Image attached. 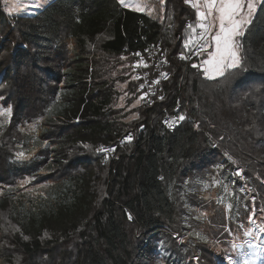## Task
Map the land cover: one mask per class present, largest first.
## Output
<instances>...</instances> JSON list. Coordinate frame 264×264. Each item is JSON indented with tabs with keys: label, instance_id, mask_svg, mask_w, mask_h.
I'll return each mask as SVG.
<instances>
[{
	"label": "trees",
	"instance_id": "obj_1",
	"mask_svg": "<svg viewBox=\"0 0 264 264\" xmlns=\"http://www.w3.org/2000/svg\"><path fill=\"white\" fill-rule=\"evenodd\" d=\"M168 6L174 12L171 28L118 0H51L26 16H8L0 0V30L7 26L13 35L0 50V60L13 68L6 69L5 82L26 94L0 128V144L8 139L26 152L40 147L30 159L15 161L18 169L31 165L30 174L74 168L50 183L39 198L0 197V208H7L18 226L21 234L15 239L27 256L49 246L56 249L63 238H70L69 232L82 227L71 264H133L127 224L151 235L172 225L177 204L189 192L188 182L205 153L256 161L264 134V7L243 40L247 71L210 80L177 58L186 24L194 17L191 10L183 0H170ZM157 42L170 72L165 97L138 107L140 119L133 120L138 123L133 126L122 119L127 113L114 108L113 81L102 77L101 70L105 56L112 60ZM177 99L188 116L169 131L161 117ZM30 119L35 132L22 130ZM133 127L136 135L129 151L116 150L105 195L97 198L91 190L94 168L83 158L94 154L97 145L117 143ZM46 133L51 134L49 141L43 140ZM4 146L0 166L7 161ZM259 156L264 159V151Z\"/></svg>",
	"mask_w": 264,
	"mask_h": 264
},
{
	"label": "rangeland",
	"instance_id": "obj_2",
	"mask_svg": "<svg viewBox=\"0 0 264 264\" xmlns=\"http://www.w3.org/2000/svg\"><path fill=\"white\" fill-rule=\"evenodd\" d=\"M50 1L39 0L41 7L32 6L37 0H8V3L2 0V3L8 16H26L42 9ZM131 3L132 6L126 8L135 10L137 0H131ZM147 3L153 5L151 13L148 8L143 13L163 25L173 27L170 21L171 18L172 21L174 20V12L172 7L168 6V2L164 6V11H157L155 0H147ZM13 6H16L18 11L9 13L7 9ZM185 6L191 10L194 16V10L189 5ZM192 21H194V17ZM185 29L187 33V27ZM8 30L7 26L0 30V50L13 40V35ZM14 47V44L11 45V49ZM68 47L74 48L73 44H69ZM179 48V52L184 49L182 37L179 41ZM70 55L71 53L65 54L66 57ZM2 56L0 54V57ZM131 58L133 57L127 56V54L113 57L112 60L105 56L101 74H105L102 76L105 79L113 81L112 85L116 91L113 106L120 114L127 113L122 117L123 121L138 126V123H131L133 120L137 122L140 119L138 107L142 106L141 101L139 104L136 103L140 99L139 93L133 91L135 87L133 85V67L136 62ZM206 58L207 56L203 55L200 60L191 62L190 67L192 64H201ZM6 69H9V72L13 70L12 66H9L4 60H0V97H2L0 108L11 106L13 110L19 103V98L25 97L26 94L25 92L16 93L15 86H10L5 82ZM196 69L202 72L201 69ZM202 77L207 79L203 72ZM245 87L243 85V88ZM9 118L0 117V124L6 123ZM32 119L28 126H22L23 131L35 132V119ZM37 120L41 123L40 119ZM142 128L143 126L138 127V129ZM255 131L257 132V128ZM50 135L49 133L44 134L43 140L49 141ZM128 135L135 137L134 127L126 132L125 136ZM261 135L259 151L254 155L255 162H241L231 156L229 159V155L225 156L223 152L205 153L200 161V168L188 182L189 192L184 200L177 204L175 222L172 225H163L159 234L151 235L141 232L133 225L127 224L129 249L133 254L132 263L196 264L193 257L199 256L201 257L199 264H228L227 257L231 256L236 264H264V233L259 231V225L264 224V159L259 156V153L264 151V134ZM133 139L130 142L126 140L120 145L119 148L122 152L129 151L127 148L130 147ZM2 144L6 146L4 147L7 161L3 166H0L2 179V181L0 180V197L7 193L12 196L18 194L24 199L39 198L45 193V188L50 183L59 180L63 173L74 169L68 165L66 168L39 170L34 171L35 175L30 174L28 168L31 165L27 163L23 164L20 169L16 168L15 161L23 160L18 159L15 154L24 152L30 159L40 150V147L26 152L25 148L14 147L8 139L0 145ZM98 148H100L99 145L92 150L94 154L82 160L93 166L94 177L91 182V190L97 198H102L105 195L111 158L106 157L103 152H97ZM46 152L47 150L40 151L42 154H46ZM35 165L30 169L34 170ZM241 171L240 176L235 174ZM226 176L228 177L225 178ZM228 204L233 205L230 211L225 210ZM251 209L255 210V223H250L247 218L248 210ZM248 230L252 231V236L245 235ZM82 231L81 227L76 232H69L67 235L70 238L66 240L63 238L60 246H56V249L53 248V251L49 246L29 257L17 245L15 238L21 234L18 226L10 218L7 208H0V264H71L72 260L69 257L75 254L79 243L78 238ZM197 232L205 235L209 243L200 241L195 235ZM45 236L48 235L45 234ZM246 241L251 244H259L260 248H250L248 243H245ZM233 244L238 247L233 249Z\"/></svg>",
	"mask_w": 264,
	"mask_h": 264
},
{
	"label": "snow or ice",
	"instance_id": "obj_3",
	"mask_svg": "<svg viewBox=\"0 0 264 264\" xmlns=\"http://www.w3.org/2000/svg\"><path fill=\"white\" fill-rule=\"evenodd\" d=\"M167 2H170V0H155L157 11H164V6ZM5 3H8V0H5ZM118 3L124 7L132 6L131 0H118ZM183 3L194 10V23H187L186 25L187 29L190 30V34L184 40V47L191 50V46H194L197 49V54L207 56L201 64H192V67L201 69L204 76L210 80L225 78L237 72L247 71L243 40L251 30L258 9L264 7V0H183ZM32 6L41 7L42 5L37 0ZM152 7L153 5L147 3V0H137L135 11L142 13L148 8L151 13ZM7 10L9 13H15L18 8L13 6ZM135 55L139 56L140 53ZM180 58L187 59L188 57L181 53ZM140 66L148 67L143 60L134 65V67ZM161 75L165 79L168 78L167 73H161ZM133 79H138V77H133ZM155 83L159 84L160 81L156 80ZM145 96H141L136 103L139 104L141 100L145 99ZM133 106L135 107V105ZM12 111L11 106L0 108V117H10ZM185 119L186 117L181 114L175 117L174 121H184ZM174 121H166L165 123L171 128ZM0 128H3V124H0ZM125 139L130 142L133 137L128 135ZM85 147L89 146L85 145ZM96 151L115 150L100 147ZM15 155L20 160L28 159L24 152H17ZM224 155L227 156L228 154L225 153ZM228 158L231 159L230 156ZM235 174L240 176L242 171ZM232 208L233 205L228 204L225 210L230 211ZM254 216L255 210H248L247 218L250 223H255ZM128 219L131 220L133 217L129 214ZM259 231L264 233V224L259 225ZM252 234L251 230L245 233L247 236H252ZM189 235H192V233H189ZM195 235L200 241L209 243L208 238L200 232L195 233ZM245 243H248L250 248H260L259 244H251L247 241ZM232 247L236 249L238 246L233 244ZM193 259L196 264H199L201 257L194 256ZM227 260L228 264H236V261L231 256H228Z\"/></svg>",
	"mask_w": 264,
	"mask_h": 264
},
{
	"label": "built area",
	"instance_id": "obj_4",
	"mask_svg": "<svg viewBox=\"0 0 264 264\" xmlns=\"http://www.w3.org/2000/svg\"><path fill=\"white\" fill-rule=\"evenodd\" d=\"M191 23H194L192 21ZM190 34V30H187L186 36L183 38V41L188 38ZM136 53H140L139 56L135 55ZM181 53L185 54L188 58L181 59ZM126 55V54H125ZM131 56L136 62V64L143 60L148 67L145 68L143 66L140 67H133V77H138V79H133V85H135L134 89L139 93L140 97L145 96V99L141 100L142 106L149 107L153 105L155 101L163 100L165 97L164 92V84L166 83L167 79H169L170 72L168 70V64L166 53L163 50L160 43H153L150 44L143 49H138L127 53V56ZM203 55L197 54V49L194 46H191V50L184 49L177 53V58L185 64H191V62H195L200 60ZM135 64V65H136ZM161 73H167V79H165ZM156 80H159L160 83H155ZM163 97V99H161ZM184 115L187 119L188 111L187 108H184L183 105L180 103L179 99H177L176 104L172 108V110L165 111L161 117V124L163 127L169 131L173 130L174 128L181 125L184 121H178L174 118L178 115ZM166 121H174L173 127H168ZM126 136L121 138L117 143L105 146V149H114L115 151H105L106 157L112 158L116 152V150L120 147V145L126 141ZM101 147V146H99Z\"/></svg>",
	"mask_w": 264,
	"mask_h": 264
}]
</instances>
